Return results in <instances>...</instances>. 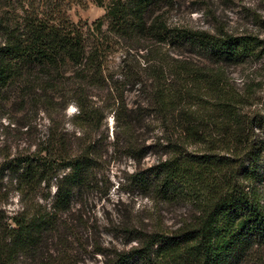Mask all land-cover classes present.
<instances>
[{
  "label": "trees",
  "instance_id": "trees-1",
  "mask_svg": "<svg viewBox=\"0 0 264 264\" xmlns=\"http://www.w3.org/2000/svg\"><path fill=\"white\" fill-rule=\"evenodd\" d=\"M71 1L0 0V104L20 97V103L47 110L56 98L65 106L72 101L73 123L87 135L104 117L87 89L107 85L112 77L104 72V59L125 44L142 66L124 69V77L141 85L163 126L178 133L165 135L160 144L165 156L131 173L130 182L146 197L192 210L174 227L135 230V244L114 251L111 264H243L264 246V140L252 134L253 126L264 132V114H239L242 100L228 86L223 66L258 59L264 41L170 23L166 14L176 0H94L105 13L90 25L70 19ZM171 51L195 54L205 63ZM123 61L132 63L127 57ZM206 63L222 67L213 70ZM207 98L208 104H198ZM123 105L118 102L115 111L122 146L137 157L143 149L130 138L132 121ZM95 154L89 144L73 152L55 135L53 144L40 143L36 151L0 163V179L4 170L12 171L27 200L15 214L0 209V264L65 259L62 248L52 258L46 242L61 226L68 227L61 215L91 188ZM52 177L49 204L35 201Z\"/></svg>",
  "mask_w": 264,
  "mask_h": 264
},
{
  "label": "rangeland",
  "instance_id": "rangeland-1",
  "mask_svg": "<svg viewBox=\"0 0 264 264\" xmlns=\"http://www.w3.org/2000/svg\"><path fill=\"white\" fill-rule=\"evenodd\" d=\"M67 13L74 22L90 25L103 16L105 9L94 0H72ZM166 15L170 23L252 34L264 41V0H176ZM126 51V45L121 43L104 59V72L112 77L106 86L87 89L92 94L89 99L104 113L97 128L87 135L73 123L77 107L72 101L65 106L56 98L57 104L47 110L40 105L20 103V97L0 104V163L17 155L30 154L40 143L53 144L55 135L64 137L66 146L73 152L85 144L96 152L98 163L91 188L75 197L71 209L61 215L62 224L68 227L61 226L59 233L50 236L46 242L45 248L52 258L61 248L66 254L65 259L56 264H111L114 251L135 244V230L148 232L156 227H174L192 210L190 205L146 197L130 182L131 173L165 156L164 147L160 145L165 143V135L171 132L177 136L178 133L172 127L163 126L141 85L124 77V69L130 67L137 71L142 66L141 61L137 63ZM171 53L174 57L205 63L192 53ZM125 57L131 65L124 63ZM206 64L213 70L222 67L221 64ZM223 68L228 86L241 97L242 103L237 108L239 114L246 118L264 114V52L258 59H246ZM119 99L124 104V115L132 121L130 138L143 149L137 151V157L126 153L122 146L121 122L115 117ZM208 100H198V104H208L211 99ZM252 134L253 139L264 140L262 129L253 126ZM262 154L264 156V151ZM54 182L55 177H52L48 184H42L35 201L48 205L55 190ZM260 189L264 204V184ZM26 201L16 188L13 172L4 170L0 179V209L6 215H12L19 212ZM125 227L131 230L123 231ZM243 264H264V246Z\"/></svg>",
  "mask_w": 264,
  "mask_h": 264
}]
</instances>
